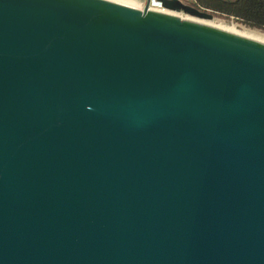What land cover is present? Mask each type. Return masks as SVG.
Listing matches in <instances>:
<instances>
[{
  "label": "water",
  "instance_id": "water-1",
  "mask_svg": "<svg viewBox=\"0 0 264 264\" xmlns=\"http://www.w3.org/2000/svg\"><path fill=\"white\" fill-rule=\"evenodd\" d=\"M152 1L0 0V264H264V43Z\"/></svg>",
  "mask_w": 264,
  "mask_h": 264
},
{
  "label": "trees",
  "instance_id": "trees-1",
  "mask_svg": "<svg viewBox=\"0 0 264 264\" xmlns=\"http://www.w3.org/2000/svg\"><path fill=\"white\" fill-rule=\"evenodd\" d=\"M202 2L207 0H201ZM208 8L233 15L246 23L264 29V0H210Z\"/></svg>",
  "mask_w": 264,
  "mask_h": 264
},
{
  "label": "rangeland",
  "instance_id": "rangeland-1",
  "mask_svg": "<svg viewBox=\"0 0 264 264\" xmlns=\"http://www.w3.org/2000/svg\"><path fill=\"white\" fill-rule=\"evenodd\" d=\"M183 1L185 3L191 4V5H193L195 2H197L201 8L206 9V10L207 9L212 10V12L214 13V18L211 20L204 19L206 21H213L214 24H216V25H218V24L219 25H227L228 27H231L233 30H236V31H247V30L254 31V32L259 33V34L264 36V29L263 28L252 26V25L246 23L245 21H242L241 19H239L233 15H227V14L220 12V11H217L215 9L208 8L207 4H211L210 0H207L204 2H202L201 0H183ZM140 2H141L140 9H143L145 7V5L147 4V0H140ZM151 7H152V9L160 10L162 8V5L158 1L153 0L151 3ZM187 15L188 14H186L184 12L180 13V17H183V18H186Z\"/></svg>",
  "mask_w": 264,
  "mask_h": 264
},
{
  "label": "bare ground",
  "instance_id": "bare-ground-1",
  "mask_svg": "<svg viewBox=\"0 0 264 264\" xmlns=\"http://www.w3.org/2000/svg\"><path fill=\"white\" fill-rule=\"evenodd\" d=\"M112 1H115V2H118V3L124 4V5L130 6V7H134V8H137V9H140V5H141L140 0H112ZM160 10L180 16V13L166 10L163 7ZM187 17L195 19V20H199V21H202V22H205L207 24H210V25H213V26H216V27L228 30V31H232L234 33H237V34H240L242 36H245V37H248V38H251V39H254V40H257V41H260V42L264 43V36L259 34V33L254 32V31H249V30H247V31H236V30H233L231 27H228L227 25H219V24L216 25V24H214L213 21H206L204 19H200V18H197V17H192L190 15H187Z\"/></svg>",
  "mask_w": 264,
  "mask_h": 264
}]
</instances>
